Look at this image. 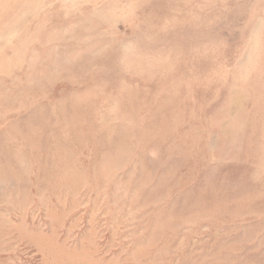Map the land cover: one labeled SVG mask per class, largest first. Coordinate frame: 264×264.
Listing matches in <instances>:
<instances>
[{"label":"rangeland","instance_id":"374dc122","mask_svg":"<svg viewBox=\"0 0 264 264\" xmlns=\"http://www.w3.org/2000/svg\"><path fill=\"white\" fill-rule=\"evenodd\" d=\"M0 264H264V0H0Z\"/></svg>","mask_w":264,"mask_h":264},{"label":"bare ground","instance_id":"6f19581e","mask_svg":"<svg viewBox=\"0 0 264 264\" xmlns=\"http://www.w3.org/2000/svg\"><path fill=\"white\" fill-rule=\"evenodd\" d=\"M222 168V167H221ZM185 202V201H184ZM186 203H187V201H186ZM184 204V203H183ZM181 210V209H180ZM172 215V214H171ZM171 217V216H170ZM174 218H175V216H174Z\"/></svg>","mask_w":264,"mask_h":264}]
</instances>
